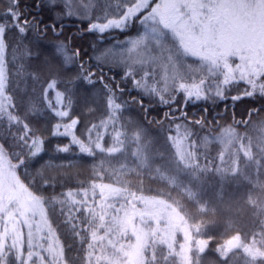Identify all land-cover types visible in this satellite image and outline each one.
<instances>
[{"label": "snow or ice", "instance_id": "6c2138e0", "mask_svg": "<svg viewBox=\"0 0 264 264\" xmlns=\"http://www.w3.org/2000/svg\"><path fill=\"white\" fill-rule=\"evenodd\" d=\"M21 2L0 0V264H76L77 243L82 264H264V0ZM110 29L135 35L101 48ZM95 33L91 52L77 44ZM181 96L225 111L230 101L236 127L214 135L219 121L173 107ZM245 99L260 106L236 120ZM156 105L168 110L149 118ZM76 159L93 161L87 180ZM108 175L115 183L97 182ZM145 180L170 191L138 195ZM245 208L248 231L236 219Z\"/></svg>", "mask_w": 264, "mask_h": 264}, {"label": "trees", "instance_id": "16d2710c", "mask_svg": "<svg viewBox=\"0 0 264 264\" xmlns=\"http://www.w3.org/2000/svg\"><path fill=\"white\" fill-rule=\"evenodd\" d=\"M45 3H46V1H45ZM31 4H32V0H22L21 7L22 8H28V10L31 11L32 9L29 7ZM36 11H39V10H36ZM43 15L47 16V15H49V13L45 12ZM78 26H79V21L65 20V28H66V30H68L69 34L71 32H75L77 30ZM134 34L135 33L132 32L131 30H127L123 34H121V32L118 31V30L117 31H108V32L106 31V33L104 34V37H103V42L100 43V47L101 48H110L112 46L113 41L115 39L122 40L123 38L131 36V35H134ZM99 36H100L99 33L86 34V35L80 36L77 39V44L83 45V47L86 50L91 52V45L93 44V42ZM52 40H53V37L50 35L47 40L43 41L44 46H47L49 43L52 42ZM112 67H113L112 71H109L107 67L104 69L106 77H112L118 71V69L115 66H112ZM117 79H119V76H117ZM130 86L131 85H129V87ZM238 87L240 89H243L244 85L240 84ZM231 94L235 95L236 92L233 91ZM132 95H136V92H133ZM179 99H180V104L179 105L174 104L173 107L174 108L181 107L184 111H186L188 113L189 119H198L202 115H205V116H207V119L210 120V121L211 120H217V121L220 122V127L216 128L214 135H216L222 129V127L233 125V108H232V105H231L230 101L228 102V109H227V111H225L224 103H219V105L216 106L211 101H203V100H201V101H198V102H191L190 101L185 106L183 97L181 96ZM145 103L147 104L148 101L145 100ZM259 106H260V104L258 102L257 103H253V101L251 99H245L243 101L238 102L236 104V106H235V119L236 120H240L242 118L247 119V110L249 108L259 107ZM205 108H208L210 110V112L209 113H205L204 112ZM167 110H168L167 107H164V106H159V105L153 106V111H151L149 113V118L162 117L163 113L165 111H167ZM129 115H130L129 113H125L126 117L129 116ZM131 115L134 117L135 113H132ZM142 115H143V113L141 111V116ZM176 115L179 116L180 113L177 112ZM86 120L91 121V120H93V118L91 116H87ZM178 123H182V121H178ZM172 127L174 129L175 125H173ZM233 127H236V126L233 125ZM165 128H168L167 124H165ZM189 130H192V129H189ZM237 131L239 133H244L245 129H244L243 125H240L239 127H237ZM249 132H251V129H249ZM205 134H206V132H203V131L199 132V135L201 137H203ZM69 139H70V137L69 138L57 137V138L53 139L52 144L53 145H56L57 143L67 144L69 142ZM109 142H110V138H109ZM237 147H238V145H237ZM221 148H222V145H220L217 142H213L210 145V150L212 152V155H214V156L221 150ZM74 152L78 153V150H74ZM50 155H55V153H51ZM60 155H68V156L71 157L72 153L60 154ZM48 158H49L48 156H45V160H48ZM72 162L80 166L79 170L82 173V175L77 177V179H79V180H87L89 175H90V166L93 163V161L91 159H88L86 161L80 160V159H76V160H74ZM53 163H55V164L68 163V161L56 160V161H53ZM113 166L118 167V164H115V162H113ZM105 167H108V166L105 165ZM23 171L24 170L21 169V174L23 173ZM110 171L111 170L109 169V172ZM126 179L132 182V184H133V189L132 190H136V186L139 185V182H138L137 178L135 176H127ZM97 182L115 183V178L112 177L111 175H108L104 179H102L100 181H97ZM70 186L71 187H75V184H71ZM118 186H120V185H118ZM142 187H143V191L142 192H138L137 194L138 195L142 194V195H145V196H148V197L156 196L157 193L159 191H161V190L166 195L170 191L169 188H163V186L161 184H159V183H150L148 180H145L143 182V186ZM63 190H66V189H58V191H63ZM178 191L179 190L171 191V195H172L173 198H176V199L180 198L179 195H178ZM228 191L230 193H235L237 196H240L242 194H246L247 193V188L241 187V188L237 189L236 186L233 185V186L228 188ZM209 196H211V192H209ZM161 198H163V197H161ZM207 198L208 197H206V199ZM121 202H123V201H121ZM129 210H131L130 207H129ZM212 218L213 217H212L211 213H209L208 215H205V216L197 215L195 217V220H193L192 222L195 223V222H199L200 220H203V221L207 222V221L211 220ZM236 219L238 221V227L243 228L245 231L250 230L252 228V226H253V219L254 218L252 216V213H251L250 209L245 208L244 211L241 212L238 217H236ZM261 219H264V217H261ZM63 231H64L63 229H60V232L58 234L61 235V241L65 242V237L63 236ZM224 231H225L224 227L223 226H219L217 228H214L211 234L215 235L216 238L222 242L224 239L228 238L227 236L222 235L224 233ZM231 234H233V233H229V235H231ZM201 238H206V237H201ZM177 241H178V243L179 242H183V235L182 234H178L177 235ZM85 247H86V245H85ZM213 247H215V245H213ZM78 248H79V244L77 243V245L74 248V250L72 251L71 255L74 258H76V264H82V261L80 259L81 253H78L76 251V249H78ZM241 264H243V262H241Z\"/></svg>", "mask_w": 264, "mask_h": 264}, {"label": "rangeland", "instance_id": "374dc122", "mask_svg": "<svg viewBox=\"0 0 264 264\" xmlns=\"http://www.w3.org/2000/svg\"><path fill=\"white\" fill-rule=\"evenodd\" d=\"M46 1V3H47V0H45ZM108 31H117L116 29H110V30H107V32ZM118 31H120V30H118ZM135 35V34H134ZM134 35H131V36H128V37H125V38H123L122 40H117V39H115L114 41H113V44H112V46L110 47V48H113V46L114 45H117V44H124L127 40H129L130 38H132V37H134ZM114 51L117 53V54H119V53H121V51H122V49L121 48H119V47H116V48H114ZM125 55H140V53H131V54H129V53H127V52H125ZM238 62V61H237ZM195 102H198V101H195ZM225 127H228V126H225ZM225 127H222V128H225ZM237 130V129H236ZM221 132V130L216 134V135H218L219 133ZM218 143V142H217ZM25 231H27L26 229H25Z\"/></svg>", "mask_w": 264, "mask_h": 264}]
</instances>
